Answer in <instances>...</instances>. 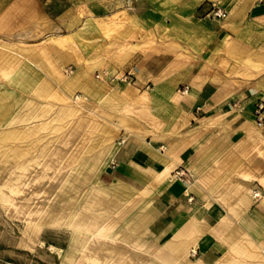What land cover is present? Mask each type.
Instances as JSON below:
<instances>
[{
    "label": "crops",
    "instance_id": "obj_1",
    "mask_svg": "<svg viewBox=\"0 0 264 264\" xmlns=\"http://www.w3.org/2000/svg\"><path fill=\"white\" fill-rule=\"evenodd\" d=\"M217 7L226 16L215 17ZM122 15L129 34L98 61L82 52L52 64L46 43L0 45V70L16 64L22 77H0V150H38L34 128L15 127V98L30 92L38 69L44 96L60 84V119L82 126L42 153L75 159L45 168L83 173L73 185L60 182L72 200L49 192L53 204L37 203L22 233L0 217V264H85L79 251L91 264H264V126L254 116L264 102V0H170ZM102 69L132 76L97 79ZM68 95L82 96L79 105ZM48 209L62 212L57 221ZM43 223L69 228L70 244L62 232L60 241L47 231L37 240Z\"/></svg>",
    "mask_w": 264,
    "mask_h": 264
},
{
    "label": "rangeland",
    "instance_id": "obj_2",
    "mask_svg": "<svg viewBox=\"0 0 264 264\" xmlns=\"http://www.w3.org/2000/svg\"><path fill=\"white\" fill-rule=\"evenodd\" d=\"M167 1L170 0H0V45L15 47L17 44L46 43L51 50L52 64L59 63L65 58L70 60L82 52L87 58L96 57L97 61L100 58L106 59L110 52L119 46L120 41L129 34L125 23L129 24L131 20L126 22L128 18L122 15L123 10L134 11L139 10L140 7L153 8L159 2ZM0 52L4 54L1 48ZM17 69L18 65L15 64L11 69L0 70V77L5 84L21 83L17 81L19 76ZM64 72L69 78L74 75L75 67L69 63L64 66ZM8 74L11 75L8 76ZM34 75V81L29 83L30 92L26 90L19 92L18 97L15 98L21 108V122L15 127L34 128L33 136L30 138L33 140L31 148H33V143H37L38 150L35 154L19 157L10 154L11 145L9 144L4 146L3 143L5 149L0 150V153L5 152L4 155L0 154V217L3 216L10 223L18 225L21 233L24 226L35 223L33 217L28 214L37 203L43 201L52 203L49 192L52 191V198L63 192L67 198L71 196L73 199L68 192L70 188L62 190L60 182L52 181L55 175L60 174L63 179L67 180V183L64 181L65 186H69L75 184L76 175L83 174L45 168L46 163H49L54 155H43L42 153L51 148L53 151L59 149V136L66 131L69 132L73 125L70 123V118L60 119L58 114L60 105L64 103L60 97V84L53 81L51 94L46 97L42 87L43 73L35 69ZM21 78L19 76V79ZM73 96L75 98L77 95ZM72 102L74 103V100ZM31 151L34 152L35 149ZM64 156V164H67L71 156ZM59 163L60 160L57 159L55 164ZM68 167L70 166H66ZM86 168L85 164L79 167L82 171ZM51 181L53 187H51ZM56 184L57 186H54ZM71 198L68 200H72ZM44 231L51 232L53 239L57 241H60L62 232L65 243L70 244L69 228L57 229L43 223L37 232V240ZM145 244L146 241L139 247L144 249ZM76 254L79 258L75 260L91 264V261L84 257L81 251Z\"/></svg>",
    "mask_w": 264,
    "mask_h": 264
},
{
    "label": "built area",
    "instance_id": "obj_3",
    "mask_svg": "<svg viewBox=\"0 0 264 264\" xmlns=\"http://www.w3.org/2000/svg\"><path fill=\"white\" fill-rule=\"evenodd\" d=\"M226 14L227 12L219 7L213 10V15L218 18L224 17L226 16ZM96 76L97 78H100L102 80H108L109 82H113L115 80L128 81L130 80L132 73L128 72L119 77V76H112L110 71H108L107 69H102L96 73ZM189 91H190V86L188 84L182 85L178 89V92L183 96L188 95ZM233 106L234 108L241 109L240 101L239 100L236 101L233 104ZM254 116H255L256 126L259 128H262L264 126V102L263 101H258L256 103L255 108H254ZM176 175L182 180L187 176L186 172L183 169L178 170L176 172ZM254 194L255 196H259L258 192H254ZM190 199L193 200V197H191Z\"/></svg>",
    "mask_w": 264,
    "mask_h": 264
},
{
    "label": "bare ground",
    "instance_id": "obj_4",
    "mask_svg": "<svg viewBox=\"0 0 264 264\" xmlns=\"http://www.w3.org/2000/svg\"><path fill=\"white\" fill-rule=\"evenodd\" d=\"M69 96V95H68ZM69 98H71L72 100H74V103L75 104H78L79 103V100L82 98V96H80V95H77L75 98H74V96H69ZM83 98H84V96H83ZM86 98V97H85ZM89 99V98H88ZM79 105V104H78ZM72 106V105H71ZM67 107H69V106H67ZM73 107V106H72ZM84 108V107H83ZM69 112V111H68ZM74 113V112H73ZM80 113V112H79ZM97 121V120H96ZM88 126V125H87ZM81 125L80 126H78L77 127V125H76V127H74L73 126V128L71 129V132H76V131H81L82 129H81ZM122 141H124V139H121L120 140V142H122ZM84 148V147H83ZM57 159H59L60 160V163L59 164H64L65 162H64V159H65V156H63V155H60L59 153H57V154H55L54 156H53V158H52V160L48 163H46L47 165H46V167H49L50 165L51 166H54L55 165V162L57 161ZM75 159V156H71V157H69V162L68 163H70V161L72 162L73 160ZM67 163V162H66ZM171 175V177H172V174H170ZM73 176V175H72ZM42 178H44L45 176H41ZM41 179V178H40ZM63 180V178H62V176L60 175V174H58V175H55L53 178H52V181L53 182H61ZM64 185V184H63ZM57 206V205H56ZM46 207V206H45ZM53 208H54V206H53ZM40 208L39 207H36V208H34L33 210H31L32 212H34V213H40ZM48 211H50L49 213H47V217L49 218L48 220H51V222H55V221H57V219L59 218V215H60V213H62L61 211L60 212H56V211H54V210H49L48 209ZM46 216V215H45ZM191 254H196V250H194V251H192L191 252ZM133 259V258H132ZM137 259V258H136ZM194 260V259H193Z\"/></svg>",
    "mask_w": 264,
    "mask_h": 264
}]
</instances>
